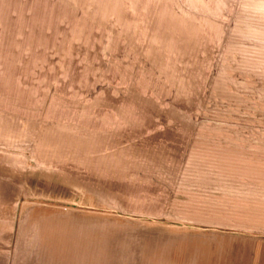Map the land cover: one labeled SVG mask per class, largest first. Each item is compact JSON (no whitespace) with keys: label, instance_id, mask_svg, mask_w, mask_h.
Segmentation results:
<instances>
[{"label":"rangeland","instance_id":"374dc122","mask_svg":"<svg viewBox=\"0 0 264 264\" xmlns=\"http://www.w3.org/2000/svg\"><path fill=\"white\" fill-rule=\"evenodd\" d=\"M0 206L27 264H264V0H0Z\"/></svg>","mask_w":264,"mask_h":264},{"label":"crops","instance_id":"0c3cea01","mask_svg":"<svg viewBox=\"0 0 264 264\" xmlns=\"http://www.w3.org/2000/svg\"><path fill=\"white\" fill-rule=\"evenodd\" d=\"M17 212L0 206V264H27L19 257L18 237L16 234Z\"/></svg>","mask_w":264,"mask_h":264}]
</instances>
